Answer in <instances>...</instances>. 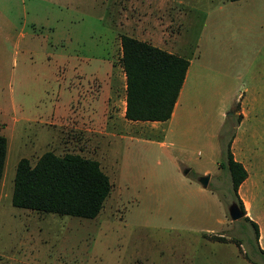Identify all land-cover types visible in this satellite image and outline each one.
<instances>
[{"label": "rangeland", "instance_id": "obj_1", "mask_svg": "<svg viewBox=\"0 0 264 264\" xmlns=\"http://www.w3.org/2000/svg\"><path fill=\"white\" fill-rule=\"evenodd\" d=\"M121 1L129 10L130 0H0V134L8 140L0 264H264L254 227L230 217L228 207L237 200L230 173L214 163L225 159L239 123L232 100L243 89L240 75L256 86L264 118V0L239 10L240 28L237 16L228 18L215 6L203 10L206 1L197 4L201 11L188 13L192 20L182 37L189 52L200 45L208 54L205 68L189 76L178 117L165 123L166 138L160 123L84 124L71 110L75 66L85 56L121 63L122 44L110 27ZM126 24L117 33L130 35ZM237 33L248 43L240 47L245 58L235 61L238 55L219 40L235 41ZM253 54L258 57L249 60ZM49 150L100 162L112 190L96 217L12 204L19 160L34 164ZM255 167L264 174V154ZM205 169L217 172L207 188L198 181ZM258 202L263 208L264 196Z\"/></svg>", "mask_w": 264, "mask_h": 264}, {"label": "crops", "instance_id": "obj_2", "mask_svg": "<svg viewBox=\"0 0 264 264\" xmlns=\"http://www.w3.org/2000/svg\"><path fill=\"white\" fill-rule=\"evenodd\" d=\"M204 1H206V5L203 10L209 11L215 6V10L226 12L228 18L232 17L234 20L237 16L238 26L241 15L239 10L250 8L251 5H257L258 2V0H130V8L126 10L124 3L121 1L115 10L118 19L115 20L116 23L112 21L110 26L116 29L114 33L116 42L119 38L122 44V35H124L123 32L118 31L119 33H117V29L124 28L127 25L126 23L130 22L133 30L130 36L151 43L170 53L183 56L190 62L172 116L165 121H148L160 123L163 128V132H161L163 138H166L169 134L165 123L178 117L183 91L188 83L189 76L192 71L197 73L205 68L203 60L208 52H204L202 46L200 48V45H198L199 47L195 48L191 54L186 41L182 37L188 30L189 23L192 20L188 13L198 10L199 6L197 4ZM198 11H201V9ZM111 12L110 10L109 14ZM128 12L130 16L125 15ZM99 19L103 21L102 17ZM205 21L208 22L209 20ZM172 28H177V31L173 32ZM253 29L251 26L247 30L249 33H253L255 31ZM236 35L238 39L235 41H230V39L219 40L221 44H226L224 45L226 50L229 49L232 54L238 55L235 61L245 58V52L240 47L248 43L240 40L238 33ZM210 51V55H213L214 48L212 46ZM253 56H255V59L258 57L253 54L249 57V60ZM211 57L214 59L213 56ZM248 68L251 71V66H248ZM74 71L75 82L73 83L74 95L72 101L75 108L71 107V110L74 111L75 117L80 119L82 123L86 124L92 119H95L98 123L115 126H120L124 120L138 122L129 120L125 116L127 107L126 74L122 62L118 63L114 58L85 56L83 62L75 66ZM250 71L247 73L250 74ZM240 79H242L243 89L236 99L232 100V108L239 105L237 114L241 115V119L230 138V149L235 160L241 162L248 171L247 178L239 187L238 195L246 211L243 217L249 223L253 221L258 224L257 246L260 251H264V216L260 213L261 209L264 211V206L258 208V201L262 200L264 196V183L261 184L258 181L264 174H259L258 169L255 167V160L264 154V118H261V113L258 111L259 97L256 86L250 85L249 87L250 82L245 79L243 74L240 75ZM123 81L125 84L122 88L119 84H122ZM161 144H165L164 139ZM212 149L218 151L215 152L217 155L218 153L221 154L218 142L212 146ZM214 163L218 165L219 172L220 162L215 159ZM210 173L216 174L217 172L214 173L205 169L198 173V177Z\"/></svg>", "mask_w": 264, "mask_h": 264}, {"label": "trees", "instance_id": "obj_3", "mask_svg": "<svg viewBox=\"0 0 264 264\" xmlns=\"http://www.w3.org/2000/svg\"><path fill=\"white\" fill-rule=\"evenodd\" d=\"M121 62L126 74V118L133 121L168 120L183 86L189 60L124 34ZM238 118L240 121L241 116ZM7 147V137L0 134V186ZM223 157L225 159L220 162V168L229 171L231 188L245 214L238 190L247 178L248 171L241 162L235 160L230 140L225 146ZM111 190L110 178L98 160L71 152L58 155L49 150L34 164L26 157L19 160L12 204L39 212L94 218L100 213ZM251 225L258 238V224L252 221ZM261 252L264 253L263 250Z\"/></svg>", "mask_w": 264, "mask_h": 264}, {"label": "water", "instance_id": "obj_4", "mask_svg": "<svg viewBox=\"0 0 264 264\" xmlns=\"http://www.w3.org/2000/svg\"><path fill=\"white\" fill-rule=\"evenodd\" d=\"M233 113V112H232ZM230 113V114H232ZM188 169L185 170V174L188 173ZM210 174H205V175H201L198 177V181L200 182V184L204 187L207 188L210 182ZM229 210V214L232 220H238L241 217L244 216V212L239 208L238 204L236 202H233L229 205L228 207Z\"/></svg>", "mask_w": 264, "mask_h": 264}, {"label": "flooded vegetation", "instance_id": "obj_5", "mask_svg": "<svg viewBox=\"0 0 264 264\" xmlns=\"http://www.w3.org/2000/svg\"><path fill=\"white\" fill-rule=\"evenodd\" d=\"M234 202H236L237 204H238V206H239V208H240V205H239V201H238V199L236 200V201H234ZM233 203V202H232ZM241 209V208H240Z\"/></svg>", "mask_w": 264, "mask_h": 264}]
</instances>
